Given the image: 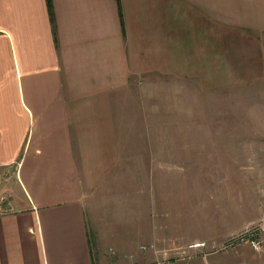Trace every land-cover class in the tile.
I'll use <instances>...</instances> for the list:
<instances>
[{
    "label": "crops",
    "instance_id": "1",
    "mask_svg": "<svg viewBox=\"0 0 264 264\" xmlns=\"http://www.w3.org/2000/svg\"><path fill=\"white\" fill-rule=\"evenodd\" d=\"M254 34L264 0H0V264H95L94 194L131 142L119 133L126 89L264 80ZM189 125L155 123L133 141L134 228L157 244L218 241L258 212L260 191L239 171L248 140L233 132L251 125L215 123L214 158L194 154L213 161L211 176L173 167L205 138L158 132Z\"/></svg>",
    "mask_w": 264,
    "mask_h": 264
},
{
    "label": "rangeland",
    "instance_id": "2",
    "mask_svg": "<svg viewBox=\"0 0 264 264\" xmlns=\"http://www.w3.org/2000/svg\"><path fill=\"white\" fill-rule=\"evenodd\" d=\"M253 38L260 49V56L264 57V36L254 34ZM134 84L135 89L128 87L125 98L121 100L126 106V113L125 126L119 133L128 139L127 143L131 141L122 147L125 161L110 173L104 186L94 194L96 225L93 236L95 243L99 234L102 239L95 264H264V80L237 82L233 86L222 87L214 82L153 83L145 79ZM139 85L143 87L141 92L137 90ZM167 86L173 93L168 98L163 89ZM161 122H184L190 124V128L158 132H167L173 137L180 133L190 140L205 138L206 145L194 144L190 160L186 161L183 155L178 156L183 160L173 161L175 171H184L192 176H197L201 167L206 170V176H211L208 170L212 172L213 161L201 163L194 154L202 151L206 159L214 158V138L225 132L215 129V123L251 125L253 129L233 131L238 137L248 140L247 147L243 146L248 150L247 160L239 163L242 167L239 171L246 177L249 186L261 194L258 212L250 221L218 241L175 237L157 244L149 241V234L144 232L143 227L134 228L136 172L133 141L149 137L150 128ZM242 142L246 143V140ZM138 196L139 205L145 210L147 195L139 193ZM209 197L205 195L206 200L213 202ZM209 202L206 208L213 212L214 203ZM253 238L260 242L258 250L249 243Z\"/></svg>",
    "mask_w": 264,
    "mask_h": 264
},
{
    "label": "built area",
    "instance_id": "3",
    "mask_svg": "<svg viewBox=\"0 0 264 264\" xmlns=\"http://www.w3.org/2000/svg\"><path fill=\"white\" fill-rule=\"evenodd\" d=\"M0 167H1V163H0ZM5 205H6V197H5V195H1L0 196V214L6 210ZM249 243H250L251 247L254 248L255 250H258L261 246L259 240L255 239V238L251 239L249 241Z\"/></svg>",
    "mask_w": 264,
    "mask_h": 264
},
{
    "label": "trees",
    "instance_id": "4",
    "mask_svg": "<svg viewBox=\"0 0 264 264\" xmlns=\"http://www.w3.org/2000/svg\"><path fill=\"white\" fill-rule=\"evenodd\" d=\"M47 3H48V5H49V3H50V0H47ZM49 12H50L51 19H52L51 9H49Z\"/></svg>",
    "mask_w": 264,
    "mask_h": 264
}]
</instances>
